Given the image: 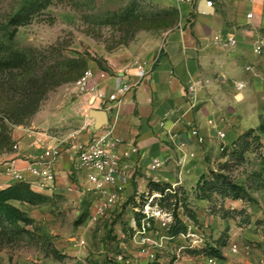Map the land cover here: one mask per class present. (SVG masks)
<instances>
[{"label":"rangeland","instance_id":"obj_1","mask_svg":"<svg viewBox=\"0 0 264 264\" xmlns=\"http://www.w3.org/2000/svg\"><path fill=\"white\" fill-rule=\"evenodd\" d=\"M169 8L164 0H0V42L13 29L7 21L21 17L11 50L0 47V156L13 150L12 130L35 122L50 121L48 133L59 139L82 132L93 95L77 80L53 85L59 69L107 71L104 58L144 41L146 30L136 27L163 30ZM10 53L18 56L6 65ZM233 107L232 117L215 120L216 129L201 138L192 158L198 165L183 169L181 184L156 182L170 185L169 198L149 195L155 177L142 176L119 210L98 223L88 219L86 191L82 200L63 194L13 201L25 222L0 219V264H264V104L259 114ZM200 177L215 186L198 191ZM225 181L237 187V199L223 196ZM173 204L186 228L176 236L168 234Z\"/></svg>","mask_w":264,"mask_h":264},{"label":"crops","instance_id":"obj_2","mask_svg":"<svg viewBox=\"0 0 264 264\" xmlns=\"http://www.w3.org/2000/svg\"><path fill=\"white\" fill-rule=\"evenodd\" d=\"M164 1L177 11L176 23L158 33L143 31L140 38L144 41L107 55V71H91L93 76L84 88L93 95L90 108L106 113V128H111L112 137L120 141L116 152L130 165L125 199L142 176H154L151 181L155 183L183 182V169L198 165L192 159L197 155L198 142L190 129H196L202 138L216 129L215 120L233 116V106L248 105L251 113L259 114L258 106L264 104V0ZM206 1L212 7H206ZM216 35L233 37L235 46L219 48L212 40ZM258 42L263 47L256 56L252 49ZM119 82L131 88L110 101ZM189 84L195 89L192 106L186 93ZM87 124L82 132L62 139L48 133L50 121L12 130L15 149L0 156V190L17 182L8 174L10 166L31 181L29 165L44 147L58 146L61 157L53 164L54 187L39 191L29 186L30 190L40 196L68 194L85 199L86 178L73 169L69 147L99 134L92 119ZM155 159L161 167L151 170ZM179 167L182 170L176 174Z\"/></svg>","mask_w":264,"mask_h":264},{"label":"built area","instance_id":"obj_3","mask_svg":"<svg viewBox=\"0 0 264 264\" xmlns=\"http://www.w3.org/2000/svg\"><path fill=\"white\" fill-rule=\"evenodd\" d=\"M179 2L183 0H178ZM206 7H212L210 1L205 2ZM203 14V13H202ZM251 15H247L250 18ZM213 43L221 49L234 47L236 41L233 37H221L216 35L213 37ZM262 43L258 42L252 49L253 54L259 56L262 52ZM91 71H84L82 76L77 80V85L84 89L87 82L92 78ZM103 77V74H99ZM131 87L127 84L119 82L115 93L109 97L110 101H115ZM194 85L189 84L186 93L190 105H193ZM97 97H101L100 95ZM165 118V117H164ZM159 122V127L163 128L165 119ZM190 135L195 137L197 142L202 141L196 129H190ZM224 133L217 132L216 137L223 141ZM120 143L119 139L112 137V129L103 126L100 128L99 134L93 136L86 142L71 143L69 150L72 157V167L75 171L84 173L87 189L86 192L92 195L90 204V213L88 219L91 223H98L109 218L119 210L125 202L124 185L129 178L130 165L122 162L120 156L116 152V147ZM15 149V147H13ZM224 147L220 148L223 151ZM61 157V151L58 147H44L41 154L33 161L28 171L32 176L31 181H27L21 177L15 169L10 166L8 174L17 180L39 191L50 190L55 184V172L53 164ZM161 167L158 160H152L150 169L156 170ZM233 253L236 252V246L230 247ZM211 264H216L215 260H210Z\"/></svg>","mask_w":264,"mask_h":264},{"label":"trees","instance_id":"obj_4","mask_svg":"<svg viewBox=\"0 0 264 264\" xmlns=\"http://www.w3.org/2000/svg\"><path fill=\"white\" fill-rule=\"evenodd\" d=\"M165 15L168 17L166 21H164L161 25L163 30L171 28L177 20V11L174 8H169L165 11ZM21 23V17H19V12L16 13L7 21L6 28H13L10 31H7V34L5 36L4 42H0L1 49L4 50H11L12 42H13V34L16 32V27L19 26ZM136 30H151L150 28L145 27H136ZM121 45H124L125 43H120ZM18 55L11 54L8 56H4L2 61L4 64H8L14 59H17ZM101 69V68H100ZM102 70V69H101ZM83 70L82 67H77L75 64H67L64 65L59 71L57 72V75L54 79L53 85H57L59 83L63 82H72L76 81L81 77ZM37 104L33 105L32 111L36 110ZM258 130L260 133H264V126H259ZM252 131V130H251ZM249 133L246 132L245 136H247ZM225 179V178H223ZM201 177L196 182V188H198V191L203 192V189L205 187H209L210 185L215 186L216 182L204 180L200 182ZM226 188L224 189L223 196H230L232 199H237L238 195L236 194V186L232 185L228 181L224 182ZM170 190V185L168 184H160V183H148V194L156 193L161 198H169V195L166 191ZM20 194H26L23 199V197L20 196ZM42 198L40 195H36L34 193H31L30 188L27 184L22 182H16L12 185L8 186L5 189L0 190V219L8 222L9 224H15L17 222H25L26 215L20 211L17 207L12 205L13 201H21V200H27V202H31L32 200ZM31 200V201H30ZM177 206L176 204H173L172 207V223L168 227V234L170 236H176L178 234H183L186 231L185 226L183 225L182 221L179 219V217L176 214ZM215 251H213L214 253Z\"/></svg>","mask_w":264,"mask_h":264},{"label":"water","instance_id":"obj_5","mask_svg":"<svg viewBox=\"0 0 264 264\" xmlns=\"http://www.w3.org/2000/svg\"><path fill=\"white\" fill-rule=\"evenodd\" d=\"M88 116L94 121V129L98 130L107 125V116L104 111L91 110L89 111Z\"/></svg>","mask_w":264,"mask_h":264}]
</instances>
